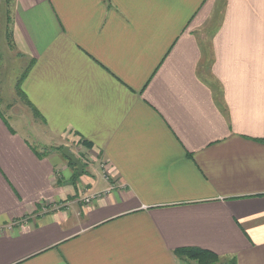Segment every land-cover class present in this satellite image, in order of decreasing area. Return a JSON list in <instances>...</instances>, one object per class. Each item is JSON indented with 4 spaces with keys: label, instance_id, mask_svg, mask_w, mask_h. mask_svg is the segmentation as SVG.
Returning a JSON list of instances; mask_svg holds the SVG:
<instances>
[{
    "label": "crops",
    "instance_id": "crops-1",
    "mask_svg": "<svg viewBox=\"0 0 264 264\" xmlns=\"http://www.w3.org/2000/svg\"><path fill=\"white\" fill-rule=\"evenodd\" d=\"M185 249L264 264V0H0V264Z\"/></svg>",
    "mask_w": 264,
    "mask_h": 264
},
{
    "label": "trees",
    "instance_id": "trees-1",
    "mask_svg": "<svg viewBox=\"0 0 264 264\" xmlns=\"http://www.w3.org/2000/svg\"><path fill=\"white\" fill-rule=\"evenodd\" d=\"M17 91H18V95L21 97V99L33 110L34 112V115H36L37 117L39 116L38 115V112L36 111V109L31 105V103L26 99V97L23 95V93L21 92L20 88H19V85H18V88H17ZM84 146L90 148V144L87 143L86 141H83L82 142ZM64 147H60V148H53L52 151L54 150H57L60 152V154H62V150H63ZM63 155V154H62ZM64 156V155H63ZM66 159V158H65ZM68 160V159H66ZM69 164L74 168L75 170V179H77L78 177L82 176L85 174V164L83 163V172L81 174H79L78 172V168L76 165H74L72 162H70L68 160ZM182 258L186 257L187 259H194V260H197L200 264H209L210 260H214L216 258H220L218 257L217 255L211 253V252H208V251H203V250H198V249H185V250H182L178 253ZM231 264H236V260L235 259H232L231 260Z\"/></svg>",
    "mask_w": 264,
    "mask_h": 264
},
{
    "label": "water",
    "instance_id": "water-1",
    "mask_svg": "<svg viewBox=\"0 0 264 264\" xmlns=\"http://www.w3.org/2000/svg\"><path fill=\"white\" fill-rule=\"evenodd\" d=\"M62 154L66 159L77 166L79 174L84 170L82 161L71 151L70 147H64Z\"/></svg>",
    "mask_w": 264,
    "mask_h": 264
},
{
    "label": "rangeland",
    "instance_id": "rangeland-1",
    "mask_svg": "<svg viewBox=\"0 0 264 264\" xmlns=\"http://www.w3.org/2000/svg\"><path fill=\"white\" fill-rule=\"evenodd\" d=\"M52 149L53 148L49 149V151H52ZM85 160H86V165H88V167L92 166V162L89 159L85 158ZM182 259L185 260L188 264H200L197 260L194 259H187L186 257ZM231 260L232 259L229 258H216L214 260H210L209 264H231Z\"/></svg>",
    "mask_w": 264,
    "mask_h": 264
}]
</instances>
